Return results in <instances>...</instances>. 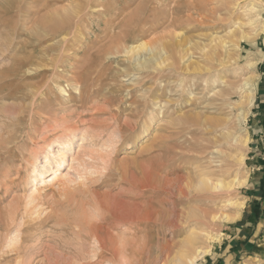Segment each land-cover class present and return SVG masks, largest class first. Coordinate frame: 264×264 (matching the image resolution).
<instances>
[{
  "label": "rangeland",
  "instance_id": "1",
  "mask_svg": "<svg viewBox=\"0 0 264 264\" xmlns=\"http://www.w3.org/2000/svg\"><path fill=\"white\" fill-rule=\"evenodd\" d=\"M235 2L0 0V264H176L194 219L169 229L146 217L198 180L200 165H214L210 158L234 166L232 198L244 206L239 216L223 210L237 218L216 222L203 240L209 254L197 264H264V0ZM252 3L263 11L253 26ZM212 38L228 46L229 64L207 59ZM169 43L181 47L164 52L162 60L172 61L163 73L155 49ZM204 62L218 66L210 73L219 78V96L197 104L183 96L191 78L180 70ZM244 80L255 87L251 108L236 89ZM145 102L151 113L141 112ZM201 108L207 125L219 119L233 130L218 138L219 155L199 161L198 131L176 121ZM210 131L207 141L216 139ZM228 135L248 140L245 153L233 146L245 154L242 167L228 157ZM64 151L62 175L52 181Z\"/></svg>",
  "mask_w": 264,
  "mask_h": 264
},
{
  "label": "bare ground",
  "instance_id": "2",
  "mask_svg": "<svg viewBox=\"0 0 264 264\" xmlns=\"http://www.w3.org/2000/svg\"><path fill=\"white\" fill-rule=\"evenodd\" d=\"M235 1L236 2L233 6L234 7L239 6V0H235ZM257 6L253 3L246 6V9L249 12V14H256V15H254V17L249 19L248 24L251 26H253L256 22H258V20H262L261 13L263 11H260L262 9L258 10ZM254 18H257V19L254 21ZM262 25L263 26H262L261 30H262V32H264V23H262ZM243 38L249 39V37H247V36L246 37L244 36ZM210 42H211V45L206 47V49L207 48L209 49L211 47L212 52H211V54H209L207 59L211 60L212 62L216 61L219 67H223V66L229 64L231 62L232 57L230 58L229 55H227V53L229 52L228 46L223 41H221L220 39L212 38L210 40ZM161 45L162 46L160 48L156 47V49H155V52L157 54V67H158L157 69H159L160 72L164 69L163 66H165V62L167 63V61H169V59L162 60L163 58H165V57H163L164 52L165 53L169 52V53H172V55H173V53L178 48L181 47V45L179 47V46L170 45V43H169V45H164V44H161ZM204 55H206V54H204ZM183 58L184 57H181V59L180 58L179 59L182 60ZM204 60H205V58H204ZM232 60H233V58H232ZM171 61H169V62H171ZM200 62H202V61H199V63ZM168 64H167V66L169 69L168 71L170 72L169 74L174 73V71L177 70V69H175L176 68L175 65L171 64V63L169 65ZM191 65L193 67L195 66V68H193V72H191ZM204 65H205V62H204ZM178 67H179V64H178ZM185 67H184L185 69L180 70V72H181L180 75L183 76L184 79L189 78V77L191 79L188 82V84L186 86H184L186 89H184L183 96L185 95L188 98L193 97L192 98L193 100L195 99V97H197V99H195L197 104L199 103L200 100H202L206 96H208V98L219 96V93L217 91L216 92L214 91L216 84L219 82V78L216 76L217 74L213 75L212 73H210L213 70L217 69V67L214 66L213 63L212 64L207 63V65H205L204 67L201 66L200 64L191 63L190 66H185ZM254 67H255V65L253 63L248 64V68L253 69ZM185 72H187L189 74H187ZM163 73H161L160 76L163 75ZM163 78L164 77H162V79ZM178 78H176V79L178 80ZM162 79H160V80H162ZM179 79H181V78H179ZM184 79H182V81H179V80L178 81L182 84V83H184L183 82ZM243 79H245V78H243ZM164 80H165V78H164ZM157 81H158V79H157ZM179 82H176V83L178 84ZM198 86H204V90L203 91L199 90V89L195 90V88ZM160 87H161V85H160ZM236 89L241 91V96H243L242 99L244 100L245 104L247 106H249L248 108H251L254 104V101H255V96H254L255 95L254 94L255 93V87L252 84V82L249 80H244L243 85L240 87L238 86ZM171 92L172 91H170V93ZM98 93H99V91H98ZM93 94H94V92H93ZM155 94L159 95V97L161 95H165L163 87H162V89L161 88L157 89ZM161 97H163V96H161ZM149 103L148 102L144 103V105H143L144 108L141 111L142 113H145L146 111L151 113ZM179 103L177 104V107L180 108V107H182V105ZM218 103H219V101L216 102L215 106L218 107L219 106ZM199 106H201V105H199ZM229 106H231V105H229ZM203 109H207V108H203ZM203 109L202 108L200 109L201 114L199 113L197 116H189V117L185 116V118H181L182 120L176 121L177 122L176 125L181 124L183 126V124H185L187 130L191 129V128H195L198 131L197 135H193L192 141H194V143H195V146L194 145L193 146L195 147L194 150H195L196 154H198L196 159L199 161H202L203 160L202 156L204 154H207V153H208V155L209 154L210 155L211 154L212 155H219L220 151H219V148L217 147V144H220V140L218 138L220 136H222L223 134L225 135V133L231 132L233 130V127H230V125L228 123L220 121L219 119L212 121L211 125H207L205 122L204 116L202 115ZM162 110H163V108H162ZM135 112L136 113L139 112V108H137ZM240 115H241L240 119L245 120L247 115H248V112L242 110V113H240ZM146 121L147 120H145L144 122H146ZM187 125H188V127H187ZM186 129H185V131H187ZM206 130H211L210 131L211 135H213L214 138H216V139L207 141L205 139ZM180 131H182V130H180ZM179 134H180V132L173 133L174 137L176 135H179ZM227 138H229V140L227 139L228 145L232 148V151L228 152V154L230 153L229 156L228 155L227 156L233 160L235 166H238V167L244 166L245 154L239 153L240 149H238V151H236L234 149L235 150L234 151L233 146H238L241 149H243V147H244V149H245L244 153H245L247 151L246 148L248 147V140L243 139L241 137H238L236 135H233L231 140H230L229 135L227 136ZM72 141H73V138L69 139V141L66 144L69 145ZM51 150H52V146L50 147L49 154L51 153L50 152ZM67 153H68V151L62 152L60 154V161H58L57 168L56 167L51 168L53 170L52 176H51L52 181L57 180L58 176L62 175L61 170L64 168L65 162L67 160V155H68ZM47 159H48V161H47V163H45L46 167H50L51 158H49V156H48ZM216 159L217 158H210V164H214L211 167L215 166L217 168L216 170H218V171L212 170L210 166H206V165L201 166L200 165L197 168L198 180H196L193 184L181 187L180 190L178 191V193H176L174 195L173 200H171V202L162 200V202L159 203L160 210L152 211L154 213H152L150 210L147 214V217H146L147 221L152 222V223L155 221L160 222L162 224L160 226L166 227L169 229L170 228L171 229L172 228H178L179 227L178 225L182 221L189 222L190 220L194 219V222H192L193 225L190 226V228H189V230H190L189 238L186 241H184L182 249H181L182 250L181 254L176 259V264H197L200 259H203L204 257H206L209 254L210 246H205L203 244V240L209 239L206 237L209 236V233L216 226V222L223 217V215H224V214L222 215L223 210L231 208L234 211H236V215L239 216L240 210L244 206V203H242V202L240 203L238 201H235L232 198V196H234L233 195L234 191L236 192V190L234 188H235V182L237 181L238 172H237V174H236V172H234V170H233L234 166L229 167L230 166L229 165V166H225V168L222 167L221 162L219 160L216 161ZM168 160L170 162L172 160V156ZM39 162H40V157L37 156L34 159V165H33L32 170L30 172L32 174V176L36 173ZM232 177H234V178L230 179ZM33 180H36V177H34ZM246 181H247V177L243 182L238 183V186H242L243 184H245ZM220 198L221 199L224 198L225 201H222V203H221L220 202L221 200H220L218 202V200ZM192 203L195 205H198V206L192 207L189 211H183L181 209V207L184 208L187 204L189 205ZM208 204L211 205V210L209 212L199 209V208H201V206L208 205ZM166 205H169L171 207L167 211H165L166 209H164L166 207ZM152 209H153V207H152ZM170 216H172V218L174 217L173 220H170L168 218ZM224 216H225L224 218L226 221H235L237 218V217L232 218V217H229L228 215L227 216L224 215ZM157 222H155V223L157 224ZM153 226H150V227H153Z\"/></svg>",
  "mask_w": 264,
  "mask_h": 264
}]
</instances>
